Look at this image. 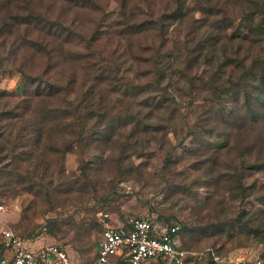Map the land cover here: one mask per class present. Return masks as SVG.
<instances>
[{"label": "rangeland", "instance_id": "374dc122", "mask_svg": "<svg viewBox=\"0 0 264 264\" xmlns=\"http://www.w3.org/2000/svg\"><path fill=\"white\" fill-rule=\"evenodd\" d=\"M7 1L0 0V22ZM34 1L63 27L39 51L30 19L2 32L0 107L27 97L36 116L50 110L51 120L41 141L24 131L15 150L22 126L0 120V243L10 228L31 247L61 245L72 264H97L103 225L142 217L178 224L179 244L208 251L204 261L212 251L243 264L264 261V168L253 166L264 161V121H254L264 117L257 99L264 90L250 92L264 73V14L251 0H186L183 18L165 21L161 45L155 23L133 35L115 28L117 0ZM131 1L137 19H158L173 5ZM10 2L11 15L27 13L25 0ZM188 50L192 68L184 70L179 56ZM158 51L150 64L141 60ZM221 74L231 88L219 98L209 86L190 103L180 88L186 77L200 83ZM47 82L60 90L48 95ZM147 103L162 106L145 125L137 118ZM89 110L106 113L103 122ZM10 254L0 246V264Z\"/></svg>", "mask_w": 264, "mask_h": 264}, {"label": "trees", "instance_id": "16d2710c", "mask_svg": "<svg viewBox=\"0 0 264 264\" xmlns=\"http://www.w3.org/2000/svg\"><path fill=\"white\" fill-rule=\"evenodd\" d=\"M10 1L11 0H8L7 3H4L5 9L2 12H6V14L3 17H1L0 36H1L2 32H4V31H6L7 33L12 32L11 28L18 27L20 24L21 25L22 24L27 25V18H28V19H30V21L32 23V28H34V31L38 32L36 34L37 37L39 39L43 40L42 42L36 44L39 46L38 51L41 50L42 48H44V46L46 45V41H45L46 37H51L53 35H56V37H54V40H52V41L55 42L56 40H58V37H59L58 27L59 26L63 27L62 23L59 24L58 22H54L53 20H48L47 16H45L43 11L37 10V8L35 6L38 4L34 0H25V8L28 11L26 14H23V15H11L10 11H12L13 2H10ZM32 1H33L35 6L33 5V3L31 5ZM171 1H172L173 5H172L170 11L168 13L164 12V13L160 14L158 19H155V18L137 19L138 12L134 11L135 8H133L130 12H128L133 7L131 0H117V2L119 4V12L117 13V19L114 22V26L116 28V25L117 26L124 25L122 27V29H119V30H121L120 33H122V34L129 33V34L133 35V33H138V32L140 33L141 30L143 28H147V26L149 24L155 23L159 29L158 36H159L160 42L163 41L161 43V45H162L167 40L166 39L165 21L168 20V18H170V17H175V18H177V20H181L184 16L183 8H184V4H185L186 0H171ZM251 1L254 4V6L257 7L258 10L264 14V0H251ZM0 7H1V4H0ZM0 11H1V8H0ZM244 12H245L244 16L248 15L247 17H249L248 11H244ZM255 12H258V11H255ZM252 13L254 14V11ZM252 13H250V14H252ZM122 17L124 19H120ZM133 20H135V21H133ZM6 21H7V23H6ZM204 25H205V23H201V24H199V26L197 28H201ZM51 29H52V31H50ZM191 32H194V30H192ZM43 33H45V34H43ZM97 38H98L97 35H94V34L91 35V40H97ZM204 43H205V40H201V41H199V43L196 44L197 46L193 50V51H197L196 57H199L200 55L203 54L202 50H205V44ZM41 46H42V48H41ZM188 52H189V50L185 53H183L181 51V54L179 56L180 63L184 66V68H183L184 70H189L190 68H192L191 62L188 61V58L184 55ZM156 54L159 56L160 51L150 53V55H149L150 57H146V58H143L141 60H143L144 62H147V63H149V62L151 63L152 59H153V61L156 60ZM182 55H184L183 59H182ZM0 64H1V60H0ZM180 68H182V67H180ZM217 72L218 71H216V74H218ZM157 73H160L161 75H163V71H157ZM255 79H257L256 83L254 84L252 82V87L250 88V92H252V93L257 91L258 88L259 89L262 88V90H264V73ZM46 84L49 85L47 87L48 88V95H54L53 93H57L58 90H60V88H61L58 85H55L53 82H47ZM232 85L236 86L237 83L232 82ZM244 85L247 88V85L246 84H244ZM209 86L211 87V89H210L211 92H213L212 98H219L221 96V92L229 91V89L231 88V83H229V80L226 79V77H222V74L214 77L209 82L203 81L200 83H197L193 77L192 78L186 77V79L183 80V83L181 84L180 88L183 91H185V89L187 88L188 92L186 91L185 94L190 96L188 99L189 100L188 102L192 103L195 100V97L197 96V95H193V93H200L201 90H206L209 88ZM40 89L41 88L38 87V90L36 91V95L40 94V92L42 91ZM261 92L257 95V99H258L259 104L261 102H263V98H264V96L261 95ZM19 101L20 102H17L15 107L13 106L12 108L0 107V110L2 111V115H3L0 118V120H3V118H8V119L13 120L15 118L16 122H19L21 124V126H22L21 129H23L19 133L20 135H17V138L19 139V140L17 139V143L15 144L13 141L11 142V145H12L11 147L13 150L22 146V144H23L22 140L24 139L23 138L24 131L31 132L33 134L32 138H36V134H37L39 137V140L41 141V139L43 138L44 132H45V124H47L51 120V117H50V120L48 118V116L51 115L50 110L45 111L44 114H42V115L36 116L35 110H33V111L31 110V107H30L31 103L27 97L22 98V100H19ZM244 102H245L246 106L250 105V97L248 94L244 95ZM161 106H162L161 103H157L156 105H152L150 103H147L146 104L147 110L145 113V117H140V118L138 117L137 119L146 125L147 122H150L149 121L150 119H155L156 114L153 115L154 110H159L158 112H161V110H160ZM247 108H249V107H247ZM55 111L56 110H54V112ZM54 112H53V116H54ZM173 112H174V108L171 109L170 113L172 114ZM74 113L78 115L76 110L74 111ZM105 114H94L91 110H89V113L86 116L96 115L98 122L101 123V122H103V120L105 118L104 117ZM263 116H264V114H263ZM134 118H136V117H134ZM171 118H173V117L171 116ZM23 121H27V125H25L26 122H25V124H23L22 123ZM254 121L255 122L264 121V117H258L257 115H255ZM253 166L256 169H261V168L263 169L264 168V161L259 162V163H255ZM246 213H247L246 209H242V211L240 212V215L242 216ZM137 218H142V217H137ZM168 225L169 226L175 225L177 227V233L179 234L180 226H178V224H176V223L172 224L171 223ZM0 246L5 248V245L3 243H0ZM204 264H217V263L214 262L210 258V260L204 261Z\"/></svg>", "mask_w": 264, "mask_h": 264}, {"label": "built area", "instance_id": "2783aa9c", "mask_svg": "<svg viewBox=\"0 0 264 264\" xmlns=\"http://www.w3.org/2000/svg\"><path fill=\"white\" fill-rule=\"evenodd\" d=\"M2 243L11 251L3 264H72L61 245L50 243L29 246L12 229L1 231ZM175 225L156 223L148 218L131 217L126 223H105L97 242V264H204L208 251L187 249L179 244ZM217 264H243L241 259H221L210 253ZM246 264H264L261 258Z\"/></svg>", "mask_w": 264, "mask_h": 264}]
</instances>
